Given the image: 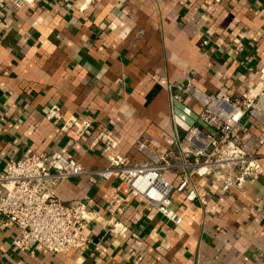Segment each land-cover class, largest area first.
Instances as JSON below:
<instances>
[{"label":"crops","instance_id":"0c3cea01","mask_svg":"<svg viewBox=\"0 0 264 264\" xmlns=\"http://www.w3.org/2000/svg\"><path fill=\"white\" fill-rule=\"evenodd\" d=\"M263 65L264 0L0 5V167L33 153L73 157L86 172L66 179L58 197L103 216L86 247L59 255L40 245L20 251L13 244L17 229L2 221L0 264H264V174L226 193L194 177L185 192L172 193L180 225L143 198L131 199L118 216L127 226L122 235L106 225L119 179L94 174L108 166L100 132L119 139L120 154L133 165L145 160L137 140L161 152L175 131L199 125L201 106L191 97L171 103L170 84H186L189 76L208 94L222 90L239 99L255 90ZM53 105L63 118L91 121L81 140L47 118ZM250 124L264 139V127ZM258 152L264 165V144ZM164 175L178 185V173ZM191 190L194 200L186 198Z\"/></svg>","mask_w":264,"mask_h":264},{"label":"built area","instance_id":"2783aa9c","mask_svg":"<svg viewBox=\"0 0 264 264\" xmlns=\"http://www.w3.org/2000/svg\"><path fill=\"white\" fill-rule=\"evenodd\" d=\"M6 1L0 0V5ZM15 1L18 5L43 2ZM260 75L262 80L255 90L239 99L222 90L208 94L192 85L189 76L186 84H170V102L191 97L201 106L198 118L209 128L193 124L183 134L175 131L169 140L170 148L161 152L152 151L146 140H137L134 147L145 157L143 162L130 165L118 150L119 139L107 132L98 134L108 166L94 174L103 179H119L108 202L110 216L106 225L111 232L122 235L127 231L118 216L127 209L131 199L143 198L167 220L180 225L183 218L174 206L172 193L185 192L194 177L209 178L219 191L226 193L241 191L247 183L264 174L258 152L264 139L250 124L254 121L264 127V65ZM46 116L61 120L62 131L74 141L81 140L91 128L88 118L74 115L63 118L56 105ZM167 171L178 173V185L165 177ZM85 172L77 159L61 152L33 153L0 167V217L3 218L0 222L17 229L13 241L17 249L33 251L40 245L59 255L89 244L90 229L103 216L83 204L68 205L56 193L66 179ZM195 197L193 190L186 194L188 200Z\"/></svg>","mask_w":264,"mask_h":264},{"label":"water","instance_id":"95a60500","mask_svg":"<svg viewBox=\"0 0 264 264\" xmlns=\"http://www.w3.org/2000/svg\"><path fill=\"white\" fill-rule=\"evenodd\" d=\"M197 123H198L199 125L203 126V127H208L207 124H206L204 121H202V120H200V119H198V118H197ZM208 128H209V127H208Z\"/></svg>","mask_w":264,"mask_h":264}]
</instances>
